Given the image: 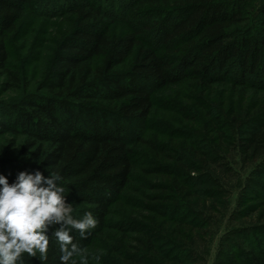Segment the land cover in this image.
I'll return each mask as SVG.
<instances>
[{
	"label": "trees",
	"instance_id": "16d2710c",
	"mask_svg": "<svg viewBox=\"0 0 264 264\" xmlns=\"http://www.w3.org/2000/svg\"><path fill=\"white\" fill-rule=\"evenodd\" d=\"M39 17L68 26L38 89L24 92L10 45L23 22ZM2 79L4 90L23 96L0 117V136H8L0 174L12 183L21 171H58L74 216L98 219L86 239L72 232L89 259L187 264L197 240L212 236L204 211L215 210L218 187L209 168L234 146L242 165L253 166L236 218L253 223L233 229L213 264H264V0H0ZM182 89L206 122L193 107L182 104L180 113L206 134L193 129L189 143L166 145L146 138L156 99L184 97ZM229 89L249 96L250 108L227 99ZM143 148L158 162L141 171L169 178L170 193L146 195L148 215L111 220L116 208L138 206L126 191ZM59 257L52 237L43 264Z\"/></svg>",
	"mask_w": 264,
	"mask_h": 264
},
{
	"label": "rangeland",
	"instance_id": "374dc122",
	"mask_svg": "<svg viewBox=\"0 0 264 264\" xmlns=\"http://www.w3.org/2000/svg\"><path fill=\"white\" fill-rule=\"evenodd\" d=\"M67 26L63 19L57 17L32 18L19 26L18 33L10 45L12 53L10 66L18 71L20 70L24 92L36 91L40 86L45 72L50 68V56L54 43L61 38V34ZM2 82L3 79L0 80V117L5 114L6 104L14 103L23 96L21 90H4ZM181 92L184 97L169 92L165 97L156 99V105L147 122L146 138L154 136L159 143L166 145L169 143V139H174L175 143H189L193 139L189 132L193 129H199L200 132L206 134V130L196 127L193 121L185 118L180 113L182 104L186 107H193L199 111L203 124L206 122L202 112L193 105L194 102L187 96L188 91L182 89ZM231 93L234 92H231L230 89L225 93L227 99L230 98L236 105L239 103L241 107L247 106L250 108L253 100L249 96L240 99L238 94ZM7 141L8 136H0V155L5 153ZM177 149L180 148L175 147V151L180 152ZM220 156L222 158L221 162L209 168V174L218 187V200L214 205L215 210L213 209L215 212L211 211L212 209H210V212L204 211L206 219L207 215L212 218L210 228V235L212 236L197 240L195 246L190 250L187 264H213L219 244L224 243L226 237H232L233 229L244 226V224L253 223L252 219L243 222L242 219L236 218L237 212L240 211L239 199L241 194L244 193V186L253 166L242 165L234 146L228 148V150H222ZM137 161L136 179L131 182L132 190L126 191V198L127 202L132 201L131 199L135 200L138 206L131 209L128 206L116 208V214L111 217V220L125 221V217L134 211L148 215L149 212L141 208L140 205L149 206L153 205L154 202L149 200L146 195L153 197L154 195L164 194V190H166V194L170 193L167 191L171 186L169 178L162 175L147 176L141 171L153 168L154 164L158 162L147 149L143 148L140 151ZM204 172L207 173V170H204ZM192 174L198 175L196 172ZM160 189H163V191ZM104 242L108 246L106 241ZM89 264H97V262L89 259Z\"/></svg>",
	"mask_w": 264,
	"mask_h": 264
},
{
	"label": "clouds",
	"instance_id": "9594fccd",
	"mask_svg": "<svg viewBox=\"0 0 264 264\" xmlns=\"http://www.w3.org/2000/svg\"><path fill=\"white\" fill-rule=\"evenodd\" d=\"M62 179L58 171L47 177L39 170L21 171L9 183L0 174V264H25L31 258L43 264L52 237L59 245L60 264H89L72 232L86 239L97 227L98 219L92 212L74 216L73 205L66 203ZM50 228L54 229L51 237ZM94 260L99 262L100 257Z\"/></svg>",
	"mask_w": 264,
	"mask_h": 264
}]
</instances>
